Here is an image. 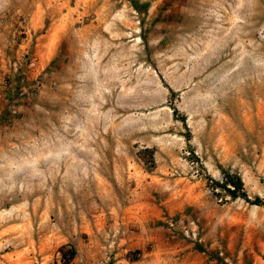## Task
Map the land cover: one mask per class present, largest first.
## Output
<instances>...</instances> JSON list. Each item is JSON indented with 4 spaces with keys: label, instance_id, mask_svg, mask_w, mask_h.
<instances>
[{
    "label": "rangeland",
    "instance_id": "1",
    "mask_svg": "<svg viewBox=\"0 0 264 264\" xmlns=\"http://www.w3.org/2000/svg\"><path fill=\"white\" fill-rule=\"evenodd\" d=\"M226 172L264 199V0H0V264H115L138 202L149 237L264 264Z\"/></svg>",
    "mask_w": 264,
    "mask_h": 264
},
{
    "label": "crops",
    "instance_id": "2",
    "mask_svg": "<svg viewBox=\"0 0 264 264\" xmlns=\"http://www.w3.org/2000/svg\"><path fill=\"white\" fill-rule=\"evenodd\" d=\"M141 208V203H134L131 207L127 209V211H133L134 214V226L133 229H126L125 235L121 234V238L119 239V251L115 254L116 262L115 264H207L204 263L203 257L196 253L193 250H187V246H178L177 244H170L168 241V237H149V235L145 232V228L140 227V216L139 210ZM136 211L138 214H136ZM139 221V222H138ZM156 231L160 230V228H155ZM129 230V232H127ZM163 233L162 230H160ZM123 233V232H122ZM154 238V246L151 251H146L144 256V260H131L127 257V252L136 248H143L146 244V239ZM177 255V257L175 256ZM147 256V258H146ZM169 257V259L165 260V258ZM155 261L159 262L156 263Z\"/></svg>",
    "mask_w": 264,
    "mask_h": 264
},
{
    "label": "trees",
    "instance_id": "3",
    "mask_svg": "<svg viewBox=\"0 0 264 264\" xmlns=\"http://www.w3.org/2000/svg\"><path fill=\"white\" fill-rule=\"evenodd\" d=\"M216 184H218L224 190H226L231 195L232 198L241 196L244 200L252 204L264 205V199H261L260 197L249 199L247 193L245 192L243 188V183L239 177L232 176L226 172L225 180L222 183L216 182ZM64 264H66L65 259H64Z\"/></svg>",
    "mask_w": 264,
    "mask_h": 264
}]
</instances>
